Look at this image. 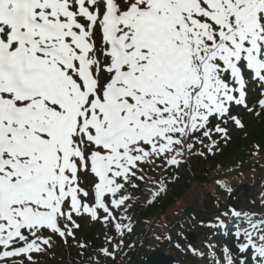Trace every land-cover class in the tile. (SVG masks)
I'll return each mask as SVG.
<instances>
[{
    "label": "snow or ice",
    "instance_id": "snow-or-ice-1",
    "mask_svg": "<svg viewBox=\"0 0 264 264\" xmlns=\"http://www.w3.org/2000/svg\"><path fill=\"white\" fill-rule=\"evenodd\" d=\"M240 110L264 113V0H0V264H42L57 243L115 262L136 206L243 128ZM221 216L232 243L191 254L264 264V211Z\"/></svg>",
    "mask_w": 264,
    "mask_h": 264
},
{
    "label": "trees",
    "instance_id": "trees-1",
    "mask_svg": "<svg viewBox=\"0 0 264 264\" xmlns=\"http://www.w3.org/2000/svg\"><path fill=\"white\" fill-rule=\"evenodd\" d=\"M260 125L254 127L252 124L248 125L247 131H238L233 125L229 126V136L230 138L227 141H220L219 147L212 154H207V158L200 157L199 155L192 154L190 155V165L193 170L192 173L196 179H200L203 182H206L210 177L216 176L222 169V163L226 161H233L236 159L237 152L240 148H250L254 147L257 144H260L264 141V113H261ZM235 133V135H234ZM235 164V163H233ZM186 164L183 163L179 169L172 170L169 173V183L167 186V192L162 194L154 203L151 205L141 202L133 210L132 215L134 232L127 236L126 242L135 245V247L129 249L125 248L123 253H121L115 262L109 260L107 264H130L135 257L137 256L142 244L145 242L146 230L152 224L154 219L159 215L161 217L166 216L171 212V210L182 200L190 190L193 189L192 186H189L188 179H185L181 172L186 173V176L189 177V173L186 172ZM214 189H217L215 184ZM236 199L230 207H241V203L237 202ZM177 222V219L174 220ZM173 222V224H174ZM235 221L231 220L229 227ZM84 237L88 238L91 241H94L96 244V234L95 232H87L82 230ZM177 239V238H176ZM181 237H178L177 241H180ZM232 243V236L226 238L221 234V230L217 229L214 235L204 238L203 242L197 247V249L204 252L209 251V245L215 244L224 246L226 244ZM70 251V260L71 264H83L81 258L78 256L77 248L73 246L68 247ZM180 264H200L199 258L195 257L190 253L182 256L180 258ZM42 264H69L66 257H62L61 254H58L55 251H50L48 255L42 258ZM204 264H211L210 259H205Z\"/></svg>",
    "mask_w": 264,
    "mask_h": 264
},
{
    "label": "rangeland",
    "instance_id": "rangeland-1",
    "mask_svg": "<svg viewBox=\"0 0 264 264\" xmlns=\"http://www.w3.org/2000/svg\"><path fill=\"white\" fill-rule=\"evenodd\" d=\"M243 111V110H240ZM247 120L246 122H252L253 126H259L261 123L259 118H255L254 114H247ZM256 149H261L262 151L264 150V141H262L260 144H257L254 147H250L247 149L244 148H240L237 152V156L236 159L233 161V164L231 161H226L222 163L223 168H227L228 171L226 173H224L223 175L220 176V178H229V177H234L233 179L228 180V184H225L228 189H232V191L235 190L236 187H239L240 185H243L245 187H247V195H249V197H251V199L254 198V195H263L264 192V178L262 179V185H260L258 178L260 177L261 174H264V169H260V168H254L251 167V158L254 155ZM238 166V167H237ZM246 168H249L248 171L246 170ZM246 170V171H245ZM188 173V171H186ZM241 175H238L240 174ZM184 177H186V173H184ZM190 175V174H189ZM233 175H237V176H233ZM191 176V175H190ZM193 176H191L192 178ZM188 178V177H187ZM186 178V179H187ZM230 181V182H229ZM196 183H198V181L193 180L190 182V184L195 185ZM211 181L207 180L206 182H200L199 186L200 189L198 190L197 188H193L192 190H190V192L187 194V196L181 200L177 206L171 210V212L169 214H167L162 220H160V226L156 231V236L150 241L148 247V252L151 251L152 249H157L159 247H161V242L157 239V237H161L162 242L166 241L168 242L169 240L167 239V237L169 236V230L172 227V223L174 222L173 220L175 219V216L177 215L179 218H184L186 210L189 208H193V207H199L198 209L206 212L205 214H198L197 219L190 221L186 224V222L183 224L182 227H179V225L175 228L176 232L178 234H182L183 237L184 235L189 232L190 230H192L196 235H198L199 241L203 240V238H207L208 237V232H207V227L206 225L209 226H215V224H213V220L210 218L213 217H207V213H210L212 215H214V211H218L219 209L222 208V206H224L227 203L228 200V195L229 193H225V194H216V192H214V196L211 194L212 188L210 186ZM233 183L236 187H232L230 186V184ZM259 183V184H258ZM260 187L259 189H255V187ZM255 186V187H254ZM244 188V187H243ZM255 189V190H254ZM238 203L240 202L241 204H244V200H242V198H239ZM242 208H245L244 205H242ZM250 208V207H248ZM178 211L180 214H177ZM211 215V216H212ZM225 218V217H222ZM224 220V219H223ZM91 228L96 229V240L99 243H102L103 241V227L101 224L98 223H92L89 221H86ZM158 223V224H159ZM202 226V228H201ZM89 226L87 225L86 228H88ZM213 232V231H212ZM210 233V232H209ZM83 235V234H80ZM180 247L178 248L177 246H175L174 248H171L168 252L169 255L173 256V257H181L182 255L186 254L187 252L192 251V249L196 248H189V246L187 245V243L185 242V239L183 238L179 244ZM57 252L58 254H61L62 257H66L68 258V250L67 248L59 245L58 243L54 246L53 250ZM143 257H141L140 259L134 261L135 263L133 264H140L142 263Z\"/></svg>",
    "mask_w": 264,
    "mask_h": 264
},
{
    "label": "water",
    "instance_id": "water-1",
    "mask_svg": "<svg viewBox=\"0 0 264 264\" xmlns=\"http://www.w3.org/2000/svg\"><path fill=\"white\" fill-rule=\"evenodd\" d=\"M189 213H190V211L187 212V214H189ZM186 240L191 245H194L197 242V238L193 234L187 235ZM161 251H162L163 258L167 261V264H171L173 262V258L169 257V256H166L165 253H164L165 250H161Z\"/></svg>",
    "mask_w": 264,
    "mask_h": 264
}]
</instances>
